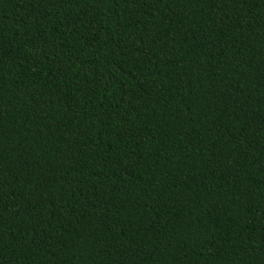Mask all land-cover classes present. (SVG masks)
Segmentation results:
<instances>
[{
    "label": "trees",
    "instance_id": "obj_1",
    "mask_svg": "<svg viewBox=\"0 0 264 264\" xmlns=\"http://www.w3.org/2000/svg\"><path fill=\"white\" fill-rule=\"evenodd\" d=\"M0 264H264V0H0Z\"/></svg>",
    "mask_w": 264,
    "mask_h": 264
}]
</instances>
